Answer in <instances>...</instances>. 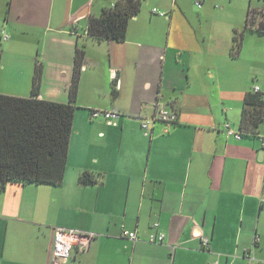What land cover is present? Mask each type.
<instances>
[{
  "label": "crops",
  "instance_id": "obj_1",
  "mask_svg": "<svg viewBox=\"0 0 264 264\" xmlns=\"http://www.w3.org/2000/svg\"><path fill=\"white\" fill-rule=\"evenodd\" d=\"M115 1L0 0V93L29 97L39 66L38 98L70 102L83 49L62 182L0 191V264H51L55 227L95 234L64 264H264V144L239 134L246 95L264 94V33L237 30L264 7L141 0L123 41L88 36L89 17ZM157 107L177 118L146 133ZM92 110L117 112L116 124Z\"/></svg>",
  "mask_w": 264,
  "mask_h": 264
},
{
  "label": "trees",
  "instance_id": "obj_2",
  "mask_svg": "<svg viewBox=\"0 0 264 264\" xmlns=\"http://www.w3.org/2000/svg\"><path fill=\"white\" fill-rule=\"evenodd\" d=\"M140 7L141 0H116L105 6L99 15L89 17L85 32L96 40L123 41L128 22ZM247 16L246 26L264 33V11L250 7ZM254 23L257 25L254 26ZM1 52L0 46V68ZM82 55L83 49L78 48L68 103L38 98L39 66L35 68L29 97L0 93V191L8 183L61 184L72 132L75 110L72 102ZM263 99L264 94L260 91H251L246 95L239 130L241 136L264 140V136H260V126L264 127ZM89 182L88 173H82L79 183Z\"/></svg>",
  "mask_w": 264,
  "mask_h": 264
},
{
  "label": "built area",
  "instance_id": "obj_3",
  "mask_svg": "<svg viewBox=\"0 0 264 264\" xmlns=\"http://www.w3.org/2000/svg\"><path fill=\"white\" fill-rule=\"evenodd\" d=\"M200 6V3H196ZM154 12H157L156 9H153ZM160 15H164L163 12H158ZM8 36L4 34L1 38L6 39ZM253 89L258 91V86H254ZM91 117L97 118L98 116L104 117L106 122L110 125H115L116 122L114 119L118 117V113L115 111L110 110H92L90 112ZM176 115L172 113L170 110L166 109L165 107H157L155 112L142 119L141 127L144 129L145 132H148L150 127L154 126L157 122H165L171 123L176 120ZM264 120V118H263ZM229 133H232L229 130ZM235 137L239 138V134H235ZM264 144V140L262 141ZM157 226V223L154 224ZM128 238L130 239H138V236L135 231H124L123 232ZM95 236L92 232H82L72 228H64V227H55L53 233V240L50 250V262L51 264H64L68 258H70L72 249L74 245L80 244L82 246H86L87 241ZM163 238L162 233L158 234H150L148 239L151 241H161ZM202 243L204 246H208L209 239L207 237H201ZM209 264H218L217 262H211Z\"/></svg>",
  "mask_w": 264,
  "mask_h": 264
},
{
  "label": "rangeland",
  "instance_id": "obj_4",
  "mask_svg": "<svg viewBox=\"0 0 264 264\" xmlns=\"http://www.w3.org/2000/svg\"><path fill=\"white\" fill-rule=\"evenodd\" d=\"M236 2H237V0H233V3H232V5H234L235 6V4H236ZM214 3L215 4H217L218 6H220V5H222L223 4V2L221 1V0H214ZM261 5L262 7H264V3L262 2V0H252L251 1V5L252 6H257V5ZM229 13L232 15V17L233 18H235V14L233 13V12H231V11H229ZM245 14H246V11H245ZM246 16H247V14L244 16V24L242 23L241 24V21L239 22L240 24H239V27H238V29L237 30H239V31H241V32H243V30L246 28ZM229 17V14H227V13H225V14H217L216 16H215V18H217V19H222V20H226L227 18ZM241 18V17H240ZM240 18H237V20H240ZM204 28H206V27H204ZM207 30H214V31H216L215 29H213V28H206ZM235 31L236 30H231V36H232V40L234 41V36H235ZM245 32L246 31H244L243 32V35L245 34ZM254 36V38H257V37H255V35H253ZM234 43V42H233ZM253 48V49H252ZM254 50H255V48L254 47H252V44H249V46L248 47H245V49H244V52H243V54H245V64H247L248 65V70H249V73H251V70L253 69V67L255 66V63H252L251 62V58H252V56H254ZM262 59H264V54H262V58H260V60H259V64H262ZM264 133V132H263Z\"/></svg>",
  "mask_w": 264,
  "mask_h": 264
},
{
  "label": "water",
  "instance_id": "obj_5",
  "mask_svg": "<svg viewBox=\"0 0 264 264\" xmlns=\"http://www.w3.org/2000/svg\"><path fill=\"white\" fill-rule=\"evenodd\" d=\"M262 154H263V150H261V151L259 152V157H260Z\"/></svg>",
  "mask_w": 264,
  "mask_h": 264
},
{
  "label": "bare ground",
  "instance_id": "obj_6",
  "mask_svg": "<svg viewBox=\"0 0 264 264\" xmlns=\"http://www.w3.org/2000/svg\"><path fill=\"white\" fill-rule=\"evenodd\" d=\"M69 259V258H68Z\"/></svg>",
  "mask_w": 264,
  "mask_h": 264
}]
</instances>
